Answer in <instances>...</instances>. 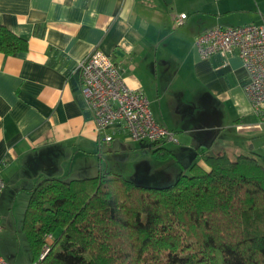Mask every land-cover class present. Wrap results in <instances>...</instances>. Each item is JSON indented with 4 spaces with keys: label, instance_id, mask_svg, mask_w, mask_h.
Here are the masks:
<instances>
[{
    "label": "crops",
    "instance_id": "1",
    "mask_svg": "<svg viewBox=\"0 0 264 264\" xmlns=\"http://www.w3.org/2000/svg\"><path fill=\"white\" fill-rule=\"evenodd\" d=\"M180 12L186 17L174 26ZM0 23L27 40L26 50L0 52V247L15 256L0 254L8 261H31L22 221L44 177L83 178L99 169L130 177L111 167L116 157L135 165L139 180L174 181L193 161L206 167L194 157L199 144L212 154L254 152L264 161V102L262 114L253 112L240 57L203 58L193 42L215 25L264 23V0H0ZM94 48L120 65L128 86L143 89L176 142L141 145L121 134L98 140L77 68ZM129 142L144 155L130 160Z\"/></svg>",
    "mask_w": 264,
    "mask_h": 264
},
{
    "label": "trees",
    "instance_id": "2",
    "mask_svg": "<svg viewBox=\"0 0 264 264\" xmlns=\"http://www.w3.org/2000/svg\"><path fill=\"white\" fill-rule=\"evenodd\" d=\"M0 23V52L26 50ZM157 157L167 150L154 148ZM193 161L165 186L99 169L44 177L30 191L22 229L38 264H264V161L254 152ZM54 238L39 258L45 236Z\"/></svg>",
    "mask_w": 264,
    "mask_h": 264
},
{
    "label": "built area",
    "instance_id": "3",
    "mask_svg": "<svg viewBox=\"0 0 264 264\" xmlns=\"http://www.w3.org/2000/svg\"><path fill=\"white\" fill-rule=\"evenodd\" d=\"M186 14L173 15V25L183 23ZM194 46L203 58L213 55L226 57L235 52L246 71L243 89L253 112L263 113L264 102V23L215 25L194 37ZM80 89L93 114L99 141L109 142L116 134L133 141L162 144L176 142L175 131L153 116L150 101L142 88H133L124 80L120 65L99 48L85 54L77 63ZM4 160H0V170ZM5 185L0 172V194ZM2 228L0 224V229ZM52 241L45 236L40 252L42 258ZM0 264H14L0 254ZM25 264H38L31 260Z\"/></svg>",
    "mask_w": 264,
    "mask_h": 264
},
{
    "label": "rangeland",
    "instance_id": "4",
    "mask_svg": "<svg viewBox=\"0 0 264 264\" xmlns=\"http://www.w3.org/2000/svg\"><path fill=\"white\" fill-rule=\"evenodd\" d=\"M152 107V105H151ZM153 109V108H152ZM154 111V109H153ZM140 143H142L141 145L143 144H147L148 142L142 140ZM135 143L134 142H129L127 145L128 148H130L131 146H133ZM145 149H148V147L144 146ZM131 149V152L130 154L132 155V157L130 158V160H132L133 158H137V156H143L144 153H142V148H136V147H132L130 148ZM145 156L149 157V153L145 154ZM107 157V160H110V157L106 156ZM114 160L116 161H113L112 162V168L113 169H117L118 171H122L124 172L125 174L124 175H130L129 176H125L126 178H129L131 180H135V182L139 183V184H142V185H147V186H165V185H168V184H171L172 180H169L168 176H165V175H159V179L154 181V180H150V179H147V180H139V179H142L140 178L139 176H137V168L136 166H131V167H128L126 168L125 165H123L121 159H118L116 157H114ZM99 162V160H98ZM103 164H105V162H103ZM99 165V164H98ZM128 171V173H127ZM92 173V171H89ZM93 174V173H92ZM153 175V174H152ZM158 176V175H157ZM0 252H3V255L6 256L7 258L10 257L11 259L14 258L15 256V253L13 252H10L9 254H7V252L2 248V246L0 247Z\"/></svg>",
    "mask_w": 264,
    "mask_h": 264
}]
</instances>
